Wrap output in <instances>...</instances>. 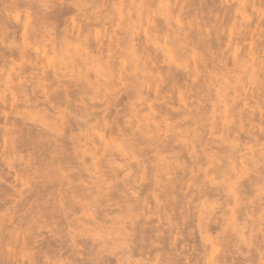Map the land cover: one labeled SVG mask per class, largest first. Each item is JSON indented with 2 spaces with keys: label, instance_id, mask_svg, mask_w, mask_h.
Here are the masks:
<instances>
[{
  "label": "rangeland",
  "instance_id": "rangeland-1",
  "mask_svg": "<svg viewBox=\"0 0 264 264\" xmlns=\"http://www.w3.org/2000/svg\"><path fill=\"white\" fill-rule=\"evenodd\" d=\"M149 1H150V5H149L150 9H147L149 11L143 10L144 13L141 16V15H139L140 12H142V11H139V9L143 8V6L141 5V3H142L141 0H0V91H1L0 94L2 93V91L5 92L6 87H9V86H11L12 90H13L12 91L13 94L10 92L9 93L6 92V95L7 94L9 95V96L7 95L9 97V99L7 98V102L10 101V99H11V102H9V103L5 102V104H4V102H0V115L3 117L5 116V118L6 117L9 118V122H8L9 124H8L7 122H4L7 119L3 118L4 120H2V118L0 116V118H1L0 119V129L3 128V129H1L2 131L6 130L4 128L6 126V128L15 131L14 135L16 138L14 137V139L15 140L17 139L19 142V144H18V148H19L18 150L19 151L17 152V154L10 156L9 159L6 160V158L3 157V154L6 152L5 148H4V143H3V134H2L3 132L0 131V137H1L0 138V144H1L0 145V188H1V190L4 191L5 188H8L6 190H10L13 188L15 189L17 186L15 192H17V190L20 188L22 190L24 188L23 191H27L26 188L29 190H32V188L36 189V188H38V186L40 187V188H38L39 191H42V189H43V192H44V190L46 192L48 189L49 190L51 189V187L47 189L45 186L46 183H48V182H46L48 177L46 180H45V178L43 179L40 176L36 177V175H38L36 173V171H32V173L35 172L33 174L30 173L32 179L30 177H27V179L31 180L30 182L33 183L32 186L29 185V187H32L31 189L28 186H26V188H25V186L22 187V185H21L22 184L21 180H23L22 178H24V180H27L24 177L26 174L25 172H27V170L30 171V170H34L35 168H38V165H36L37 160H35V158L38 159V162H39L40 158H41L40 155H42V153H39L38 150H36V154L38 156L36 154L32 155L33 154L32 152L35 149H33L34 148L33 145L28 146V144H30L31 136L35 135L34 134L35 131L32 134L30 133L31 136H30V134L28 135V131L31 130L30 132H32L33 129L37 128L40 131L39 130L37 131V129H36V132H43V129H48V126L46 124H47L48 120H50V119L46 118L47 117L46 114L49 113L51 116H53V114H51L49 112V107L51 105L49 106V104H47V103H49V101L48 102L46 101V99L42 93V90L40 89V88H42L41 85L52 86L53 91L51 90V93L49 95L50 97L52 96V98H56V96L59 98V95H61L60 93H63V92H64L63 95L64 94L68 95L69 92L72 94L73 91L75 92V90H76L75 89L76 86L74 87L73 84H75L77 82V80H79L78 74H79V72L82 71V74H86V73L89 74V77H90V80L92 81V83H98L101 86V85L105 84V81H104V79H98L96 77V69L100 66V64H102L103 66H106L107 68H109L108 72L113 75L112 80H113L115 90L112 92L111 95H107V96H105V95L100 96L99 95V97H95L94 99H91L92 95L85 96L86 100H84V103H81L79 97L75 98V97H73L74 93L72 94V96L69 93V95H70V96L68 95L69 97L66 96L67 98L66 97L64 98L62 95L63 99H61L62 97L60 96L61 98L57 99L58 100L57 102H62L60 105L62 107L64 106L63 107L64 112L68 108L69 109L67 111H69V110L72 111V112L69 111V113H68V115L71 114V116L69 115L70 118H72V119L69 118L70 119L69 121L71 123L73 121H75V123H79V122L82 123L83 122L82 120L77 122L75 117L79 118V116H81V115L90 114L91 115V117H90L91 122L89 123V125L93 128L100 126L99 129H101V132L104 134L106 141L121 140L120 142L124 143L126 140L127 143H124V144H127V146H129V145L132 146L134 151L135 152L137 151V158L135 157L134 159L129 160V157H126L127 155L121 154V152H122L121 147H119V146L117 148L113 147V151L109 150L108 153H105V155L106 154L108 155V156H105V157H107L106 159L108 160V162H106V159L104 157H101L99 155V160L105 161L102 163V165H103L102 171H104L106 173L109 172V171H107V169H109L110 166L107 168V166L105 167V164L107 165V163H109L111 161L113 163L116 162V164H114L113 166L118 168V169H116L117 171L115 169H112V171L114 170L113 171L114 175L116 172H117V174L124 173L121 175L122 177L118 175L117 179L120 180L119 181L120 184L122 182L121 180L123 179V183H122L123 186H121V187L125 186L124 188H126L125 190H127V194L129 195V197L133 196L134 197L133 199L139 198L140 201H146V203L149 201L146 204V206L144 207L145 209L142 210L143 212L140 211L141 214L145 215V216L141 217L142 220L140 219L141 220V222H140L141 228L149 229V228L156 226V225H157L156 227H158V226L160 227L161 225L158 222H159V220H161V217L163 216L162 215L163 212L161 213V211H162V209L160 207L161 204L157 208H154L155 207L154 205L156 203L155 200L159 199L158 197H160V200L164 197V188L162 187L164 185V183H162V186H160V185L155 186L154 185L155 181H156V180H154L155 178L151 179L154 177L153 174H156L155 173L156 171H154L155 170L154 168L156 167L155 161L157 160L156 159L157 155L155 153L156 147L150 146L148 148V145L146 146L145 144L141 143L139 138L136 136V134H138L137 125L142 126L143 121H145V118H148L149 116L150 117H156L157 120L162 123L163 130L167 129L165 131L166 133H164V131L161 132V135H162L161 141L158 144V146L160 148L166 149V146L168 147L169 143H171L170 140L173 139V136H174L173 134L185 132L187 129L190 128V126H192L190 124V120L183 119L184 120L183 121L181 118L174 117V115L177 116L179 114L178 112H175L176 110L179 111V109H180L181 111H179V112H183V110H185L183 104L181 105L180 101H179V90L182 89L183 92H185V93L187 92L186 94H188L189 92L192 91L191 93H189L187 95V96H189L188 97L189 105L194 103L193 108L195 111V109H196L195 105H197L198 103H202L203 107H204V108L202 107L204 110V111L202 110V112H203V114L207 113V115L204 114L205 118H207V119H205L203 116V118H204L203 121L198 122L199 124H195V125H197V129H198L197 130L198 137L193 138V140L194 139L197 140L196 141V143H197L196 146H197V150H198L197 159L194 157L192 158V155L190 153H188V151H186L187 152L186 153L185 150L183 152V149L182 150L178 149L179 148L178 144L175 145V148L172 149L170 147L169 150L167 149L166 152L165 151L162 152V157L166 158L167 162L169 164H170V162L172 164L174 162L175 165H177L176 161L180 160L179 165H181L182 167L187 166V169L185 172L186 174L185 173L183 174L184 171L179 169L180 173L177 170V174L171 173L166 178L162 174L160 175V176H162V178H160V184H161V179L162 180L165 179V181L167 180V182H169V181H172L171 178H174V180L172 181V182H174L175 178H181L182 177L181 178V180H182V179H184V176H185V179H184L185 181L183 182L184 189H183L182 193L178 192V195H177V192H176V194H173V200H175L174 202H178V207L181 205L180 206L181 208L177 207L178 211L176 210V211L171 212V215L176 217L175 220L177 221V223H179L178 224L179 225V231L181 229L182 232L184 233V235L182 236L183 238L180 237V238H182V241L180 242L179 246L174 248V246L171 245L170 250L172 251V249H173V252H175L174 250L176 249L175 256L177 257L178 254L182 255L184 253V250L188 249V251L185 250V253L182 256V258L185 257V255L187 257L189 256L191 258L193 256V260L190 262V264H196L197 263L195 258H197V259H200L201 257L204 258L203 255L200 256V251H198V249L201 245L200 244L201 243L200 242L201 241L200 240V230L202 231V227H201V225L199 227V223H200V221H199L200 217L199 216H200V214L197 211L200 209L198 207V203H199V205L202 204V206H203L204 203H207L206 201L208 200V203H207L208 206L204 210L205 215H203L201 218H206L208 213L213 212L211 214L210 218H216L217 219V215H218V219L215 222L213 221L211 223L212 228L216 229V232L211 231L210 236L212 235L211 236L213 238L212 240H214V239L215 240L212 241V243H207V245L208 244L212 245L214 242V244H213L214 246L213 245L211 246L212 249H210L209 245H208L209 248L207 246V249L212 251L213 247H214V250H213V252L210 251L208 253L207 258L209 259L210 256L212 258H213V256L214 257H216V256L221 257L222 255L224 257H226V255H227L229 257V260H227L229 262V264H232V262H233V264H235V262H237V261L238 262L236 264H240L241 262H242V264H252V263H246V259H245V262L242 261V258H244V256L241 257V253H240V251H238L237 247L234 246L233 247L234 249L232 247H228V248H230V249H228V251H230V253H229L228 251H226V249H227L226 245L224 246V245H222V243L220 244L221 240L218 237H222V236L224 237L225 236L224 233H222V231L220 230L221 226H222V222L225 218H228L227 216L223 217L220 214L221 210L224 209V206H223L224 198H222V196H225V198H227L229 193L227 191H223V193L221 194V193L216 191L217 190V186H216L217 184L211 181L216 176L215 172L213 171L214 166L212 165L211 161H208L207 156L219 157V158L223 159L227 156V153H228L227 147L229 146V143L228 142H227L228 144L223 143V140H225V138L227 137V133L225 132V128H223V126L221 124V120H222L221 116L223 115V106H222V104H219L220 99H219V96L217 93L218 86L219 87L220 86L225 87L226 82H227V85L230 88L228 90L230 93V96H229L230 106H232L234 109L237 110L240 108L243 109L244 104L248 103V106L243 109L244 110L243 116L248 117L249 115L245 116V113L247 112V114H248V112L251 111L252 114L255 115L254 119L256 121L254 120L255 121L254 126L259 127L261 125V123L264 124V116L262 117L260 115V113H262L264 115V97H263L264 96V85H263V88H261V91L259 90V92H258L260 94V96L259 97L257 96L256 98H251L250 96H251V92L253 90V85H252L253 79L251 77V73L247 69V67L254 68L256 71V77L258 78V82L260 84L261 83L264 84V0H149ZM168 7L170 8L171 12H173L174 17H176L174 20H172V22H170L171 27H167V25H166L167 16L169 13V12H167ZM120 9H123V11L124 10L125 11L122 12ZM177 17H179V19L184 23L183 28H179V26L176 24ZM74 23L77 26L76 28L74 27ZM198 24H200L201 26L203 25L202 35L200 34V32L197 28ZM153 25L159 27L158 31H156L155 33H154L155 30L152 29ZM3 28H7V29L5 30ZM151 29L153 32L150 31ZM3 30H5V31H3ZM147 32H148L149 36L151 37V40L153 42H155V45L149 39L150 37L146 36ZM175 32L177 35H175ZM96 37H99L100 39H102V41L105 43V46L109 45L110 43L111 44L113 43L112 45L114 46L115 52L109 53L107 51L106 47H104L102 49V52H100L99 51L100 45H97V43H95ZM147 37H149L148 41L150 43L148 41H147L148 43H146ZM203 39H205L206 42L211 41L210 46L212 45L214 47L212 50L213 52H215L214 56H212L210 54L209 48H208L209 46L207 47V46H204L202 44ZM218 39H219V42H221V43L217 42ZM215 42H217V44H220V45L218 46L216 44V46H215V44H213ZM207 44L209 45V43H207ZM9 47H11L15 50L14 56H2L3 54H5L6 50H9ZM148 48L152 50V51L150 50L151 51L150 56H148L145 52ZM252 52L255 56L254 59H252V57H251ZM65 56H69V57H67L65 59ZM70 56H71V58H70ZM74 56L75 57L79 56L80 57L79 59H83V61L78 59L80 61V62L78 61L79 67L78 66L75 67L76 65L73 66V64H77L76 63L77 58L75 59ZM130 56H136L135 59L138 61L136 65L135 64L134 65L129 64ZM53 57H56L57 61H59V62L61 61L62 63L66 64V65L63 64L64 67L60 65V70L58 71V73H60L62 78H63V80H61V82L56 81L57 78L54 76V72L56 71V69L54 68L53 64L50 65V62L48 60V59L53 58ZM63 57L65 60L62 59ZM87 57H89V60L87 59ZM68 58H70V60H72V58H74V60H76V61H74L75 63L72 61L71 64L69 65L68 63L70 62V60ZM81 62H82V64L79 65V63H81ZM237 62H241L240 65H237ZM57 64H58V62H57ZM70 66H72V68H70ZM73 67H75V68H73ZM79 68H81V69H79ZM76 69L79 71H77ZM44 72L46 74H44ZM189 72H190V74H189ZM58 73H57V75H59ZM185 73H187L186 74L187 78L185 77ZM46 75H48V77ZM135 75L145 76L146 82L148 83V85H144V91H143L142 97H139V96L136 97V95H134V87L136 85H135V80L133 77ZM180 75H182V76H180ZM45 76L47 77V80L45 79L46 78ZM223 76L224 77L226 76L225 80H222ZM19 77H21V79H19ZM120 78H124L125 83L119 81ZM185 78H186V80H185ZM212 79H213V81H214L213 83L215 85L212 83ZM189 80H190V82H189ZM260 80L262 82H260ZM174 81H176V82H174ZM197 82H199V83H197ZM40 83H42V84L39 85ZM194 83H195V85H193ZM237 83H239V85H237ZM157 85L161 86L160 89L165 87V88H163V91L165 89V92H167V90H169L171 88L169 90V94L171 95L173 92V94L175 95V97H173V98H176L174 101L175 104L174 103L171 104L170 102L168 103V106H170L171 109H170V107L169 108L164 107V110H162L163 105H164L163 102L166 101L165 99H163V93H162L163 91L162 90H161L162 91L161 92L162 97H160V96L158 97L156 95V97H158V99L160 101L159 100L156 101V97H155L154 92H152V93L149 92L148 87H156ZM65 86H72L71 88L69 87L72 92L71 91L68 92V90L66 92L64 90ZM178 86H179V90H178ZM180 86H182V87L185 86V87L181 88ZM187 86L188 87L190 86L189 89ZM166 87H167V89H166ZM236 87L239 88L238 93L234 92ZM101 89H103V86H101ZM78 90H79V88H78ZM173 90L174 91L178 90V91H176L174 93ZM170 91H172V92L170 93ZM15 93L17 95L13 99L12 96ZM10 94H11V97H10ZM53 94H55V95L57 94V95L55 97H53ZM167 94L168 93H165V95H167ZM234 94H237L236 100L232 99ZM130 95H131V101H133V103H134V105H132V106H129L128 105L129 103H127V101L129 100L128 97ZM74 96H77V95H74ZM71 97H73L72 98L73 100H72V102L70 101L71 102L70 103L69 100H71ZM160 98H162V99H160ZM65 99L67 100V102ZM77 99L79 100V102ZM74 100H75V102H74ZM0 101H1V99H0ZM76 101L79 105L78 106L76 104L78 107L76 105H74L76 103ZM203 101H205V102L203 103ZM1 103H3V104L1 105ZM72 103H74V104H72ZM14 104H16V105H14ZM55 104H56V102L54 101V103H53V101H52V105H55ZM161 104H163V105H161ZM4 105H6V106L3 107ZM13 105H14V108H13ZM68 105L71 106V108ZM86 105L88 107H85ZM152 105L156 108L155 109L156 112H154L153 114L151 112ZM157 106H159V107L161 106L162 108H159ZM260 106H261V109H258ZM66 107H68V108H66ZM250 107H251V109H249ZM87 108H89L88 111H86ZM165 108H168V110L167 109L165 110ZM172 108H174L175 111H171ZM67 111L65 113H67ZM169 112L172 114H169ZM176 113H178V114H176ZM76 115H78V116H76ZM202 115H201V117H202ZM102 118L106 119V123L109 125H107ZM245 119H247V118H245ZM165 122H168V124L170 125L169 131H168V128L166 127ZM5 123H6V125H5ZM81 123H80V125L78 124V126H77V124H74V122H73L74 129L76 130L75 126H77V127L81 126V128L83 130L84 125ZM101 123H102V126H101ZM246 123H247V129L249 131L253 130L254 126L251 125L252 123H249L248 119H247ZM103 124H105L104 126L105 127L107 126V127L105 128L103 126ZM35 126H37V127L35 128ZM71 126L73 127V125H71ZM234 126L236 127V129H240V128H237L239 126L238 121L235 123ZM81 128L79 127V130ZM130 128L133 130L132 132L130 131L131 130ZM193 131H194V129L191 132H193ZM236 131L237 130L229 133V135H230L229 137H231L230 140L235 141L232 144L238 143L237 145L240 144V145H242L241 147L246 148V147H248V144H251L252 142L255 143L258 140L259 142H261V143H259V142L257 143V144H259L258 146H256V147L254 146V145H257L256 143L254 145L253 144L252 145L255 147L254 148L255 150H257V151L259 150L258 154L259 153L261 154V150H262V152H264V138H263V140L258 139V138H256V140H255V139H251L250 136H248V138H247L246 133H248V131L245 132L246 130L242 131V133H239V132H241V130L238 132H236ZM79 132L75 131L74 133L77 135ZM253 132H257L259 134V135L257 134L258 136H261V135L264 136L261 133V130H259V128L256 130H253ZM133 133H134V136H133ZM129 136H130V138H129ZM262 136L260 138H262ZM27 137H29V138H27ZM19 139H20V141H19ZM21 139H25V142L27 143L26 146H23L20 143V142H22ZM235 139H238V140H235ZM254 140H255V142H254ZM96 141H97L96 142L97 145H100V143L98 142L99 140L97 139ZM129 141L131 143H129ZM133 142L136 143L135 144L136 148L139 146L138 148L140 150L144 151V152H142L139 150L141 153H144V155L142 154V156H141V153H140V155H138L139 154V151L137 150L138 148L136 149L135 147H133L134 146V144H132ZM68 143H70V142H68ZM190 143L191 142L189 141V144ZM243 143L244 144L248 143V144L244 146ZM117 144H118V142H117ZM232 144H230V145H232ZM250 146L251 145H249V149L251 148ZM247 149H245V150H247ZM111 150H112V148H111ZM245 150H243L244 155H245V153L246 154L248 153L247 152L248 150L247 151H245ZM68 151L65 153L63 152L62 156L63 157L68 156L69 157L70 154L68 153ZM70 153H72V150L70 151ZM149 153H151V154L149 155ZM242 154L241 155L239 154V156H242ZM27 156H28V158H27ZM165 156H168V157H165ZM26 158H27V160L29 159L31 161L30 163L32 164V166L29 164V162H27ZM169 159H173V160H169ZM175 159H176V161H175ZM142 161L144 162L146 167H148L144 171H142L141 167H140L141 171H140V169H136V168H138L137 166ZM90 163L91 162L89 161L87 163V165H89ZM130 163L135 165L134 168ZM128 164L132 166V168H133L132 170H127L129 168ZM162 164H165V162H163ZM192 164L194 166H191ZM66 165H68V164H66ZM71 165L72 164L69 165L70 166L69 168L67 166L69 174L67 173V171H65V174H67V175L74 174L75 175L76 171H77L76 174L80 171L79 169H78L79 171L77 169L72 170ZM260 165L264 166V162H262ZM74 166H76V165L74 164L73 168H75ZM113 166L111 168H113ZM190 166L194 168L193 170H195V172L193 174H190L188 172L189 171L188 167L191 168ZM32 167H33V169H32ZM149 168L150 169L153 168V169H151V171H150V170H148ZM128 171L130 172V175L125 176L126 173L128 174ZM149 171H150V174H148ZM96 172H97V170H92L91 173H88V172L85 173L84 177H87L89 182L87 180V182H85L83 184L90 185V187H91V184H87V183H90V181L92 182V180H90L91 179L90 176L94 179H96V177L99 176V175H97V176L95 175ZM120 172H122V173H120ZM140 172H142V173H140ZM163 172H165V171H163ZM109 173H111V170ZM135 173H138V174H136L138 179L140 177V179L137 181V183H133L132 182L133 179L132 180L130 179L131 178L130 176H132V174L135 175ZM151 174L153 177H151ZM206 174H208V176H206ZM174 175H175V177H174ZM250 175H252V174L250 173ZM253 175H254V173H253ZM147 176L150 177L149 180H151V182L148 180ZM128 177H130L129 180L127 179ZM141 177H143V178L145 177V180H142ZM192 177L193 178L195 177V178L193 180L192 179L190 180V178H192ZM40 179H42V180L39 181ZM249 179H250V176L248 173H246L244 175V177L241 179V182L247 183V182H249ZM152 180H153V182H152ZM34 181H36V182H34ZM95 181H97V179ZM141 181H142L143 185L141 184ZM179 181H180V179H179ZM179 181H178V179H176V182H179ZM194 181H195V183H194ZM180 182H179V184H180ZM149 183H151V184H149ZM83 184H82V187H83ZM117 184H118V181L115 184V186ZM146 184L148 186H145ZM10 185H12L13 187ZM132 185H135L136 187H134ZM149 185H153V186H149ZM54 187H57V186H54ZM146 187H148V189ZM152 187H154V188H152ZM57 188H53L50 192L47 191L46 192V193H48L47 195H49L52 191L55 192L56 191L55 189H57ZM59 188L56 191L55 197L59 196L60 193H58V192H62V194H64L63 192H65L64 190L59 191ZM38 189L35 192L36 196L33 195L34 193L32 195H30L31 193L29 195L27 194L29 197L34 196V198L33 197L30 198L32 201V202L30 201V203L28 202L30 199L27 201V199L29 197H27V195L21 194L20 193L21 191L18 190V192H17L18 194L17 193L16 194L19 196H17L18 198L14 197L15 198L14 200H16V199L20 200L19 198H21V200H22L23 198L27 197V199L25 198L27 205L24 202L25 200L23 201L24 202L23 204H21L22 201H19V202H21L20 204H18L19 202L16 203L17 206L19 207V211H17L15 209L17 207L16 205H12V201L14 203V200L9 199L11 204H10L9 200H7L8 198L13 199V196L9 195V193L11 194V192H13L14 190H12L10 192L7 191L8 193L7 192L6 193L8 195L5 193L9 197H7L5 194H4L5 196L1 195L2 193H4L6 191L5 190L4 192L0 193V195H1L0 197H2L0 200V205H1L0 211L4 212L3 210L5 208H7V209H5L6 214H7V212H8V214L14 213L15 218L18 216L17 218L19 219V221L22 220V223L25 221V219H27L28 222L30 220H33L31 225L35 224L36 215L39 214L38 216H41L44 212L43 208L45 209L46 207L49 209V211L48 210L47 211L53 214V215L51 214V216H53V218H56L58 216L57 214H59L57 212H58V210H60V209H58L59 208L58 207L59 206V197L57 198L58 200L57 199L53 200L54 202L52 200L50 202L49 199L48 200L45 199L47 197H49V198L51 197V196H47V195L44 199H42V198L40 199L39 196L42 195V197H43L45 192H44V194H41L42 192H37ZM133 191L135 193V196L130 195L133 193ZM158 191H160V192H158ZM15 192H13L12 194H14ZM200 192L203 194V199H201L202 194ZM37 193H39V194H37ZM161 193L163 196L159 195ZM206 193H207V195H206ZM20 194L22 195V197ZM256 194L258 196L262 195V197H264V195H263L264 194V188L262 191H260ZM23 195H24V197H23ZM51 195L54 196V193ZM121 195L124 196L125 194H121ZM68 196H69V194H68ZM115 196H118V195L116 194ZM161 196H162V198H161ZM205 196H206V198H204ZM243 196H245V195H243ZM66 197H67V195H66ZM140 197L143 199H141ZM181 197H182V199H180ZM5 198H7V199H5ZM51 198L54 199V197H51ZM118 198L115 197L114 198L115 200H112V202H110L109 205L115 204L116 201L118 200ZM130 198H132V197H130ZM183 199H184V201H183ZM40 200H46L47 202L49 201L50 204L54 203L55 204V205L53 204L54 206H56V204H57L58 205L57 210H53V209H55V207H53V209L49 208V206H47L49 203L43 204L44 202L40 201ZM162 200H164V199H162ZM173 200H171L172 203H173ZM152 201H154V202H152ZM1 202H5V203L7 202V203L5 204V203H1ZM33 202H34V204L37 203L36 205L38 207H39L38 204H40V205L43 204L42 206H46V207L40 206L39 208H42L40 210H37L38 208L32 209V207H30V206H32ZM40 202H43V203L41 204ZM8 203H9V205H8ZM161 203H162V206L165 205V204H163V201H161ZM52 204H51V206H53ZM23 205H24V207H23ZM28 205L31 209L26 208V207H28ZM20 206H21V208H20ZM202 206H200V207H202ZM12 207L13 208L15 207L14 208L15 211H14V209L12 210ZM196 207L199 209L197 210ZM22 208H24V209L22 210ZM103 208H104V206L102 207V209ZM105 208H107V209H105ZM105 208H104L105 210L103 209L104 211L109 209L108 207H105ZM114 208L115 207H112V208H110V210H112V209L114 210ZM151 208L155 209V210H153L154 212L153 211L150 212ZM100 209H99V211H100ZM102 209H101V212H99L95 209L94 210H89V209L86 210L85 209L84 211H79L76 215H74L73 213H72V215L69 214L72 212L69 209H68L69 211L66 210V212H62L60 210L62 212V215H63V217L61 215V218H63V219L56 218L53 220H52V217L47 216L50 213H47V211L45 209L47 215H45L46 217L44 216L42 219L46 218L47 221L50 223L49 224L50 227H48V228L42 227V230L36 228V229H34V230H37L36 234H34L35 231L32 232L33 247H31L32 245H30V250H31V254L33 253L32 255L34 256V259H36L35 260L36 262L34 261L33 264H41V262H43V264H45L44 262H47L46 264H50V262H52V260H53V262L58 261L57 259H59V257L61 260L63 259L62 264H67L69 257H71V255L73 256L72 251H74V253H75L77 250H79V248L73 249L74 247L71 248L72 246H70L68 248V245H71V242H70V240H68L69 238L67 237V234L70 231H72L71 230L72 228L71 227L63 228L62 225H64V223H67L64 226H68V224L70 225V223L75 224L74 222H78V223L75 225H72V226H74L78 230L80 229V230L90 231L91 232L90 236L97 234V233H99V235H100V233H101L102 237L100 238V236H99L100 239L98 241H97L98 237H96V241L95 242L92 241V245L88 246L91 248V250L94 254H99V253L104 252L105 255L108 254L114 260L122 259V261H123L124 260L123 259L124 258L123 252L125 250V247H124L125 244L123 242L124 240H122L123 238H120L121 236H119L117 234L112 235V236L111 235L108 236L106 234V231L108 232L109 230L105 231L102 228H97V224L93 223L94 222L93 219H95L98 223H100L98 225L102 224V226H104V224H105V226H107V227H108V225H109V227L111 226L110 221H111L112 217L110 215H109L110 217L109 216L105 217V214L107 211L104 213V211ZM185 209H188V210H185ZM210 209H212V210H210ZM30 210H33V211H30ZM22 211H24L25 214H26V212L28 213V211H30L31 216L29 217V215H24V216H26L25 218H23V216H19V213H22V215L24 214V212H22ZM39 211H41V212H39ZM95 211H97V213ZM155 211H156V213H155ZM15 212L16 213L18 212L17 213L18 215ZM61 212H60V214H61ZM102 212L104 214H102ZM175 212H176V214H175ZM215 212H216L215 217H212V216H214ZM4 213H1L2 214L1 216H5V218H6L7 215H4ZM32 213H33V215H32ZM66 213H68V215H69L68 221L66 220V217H67ZM197 214H199V215H197ZM94 215H96L97 219L95 218ZM237 216H238V214H237ZM27 217H29V218H27ZM33 217H35V218L33 219ZM92 217H94V218H92ZM48 218H50V219H48ZM78 218H79V220H78ZM105 218H109V220H107ZM42 219L40 220L41 226L44 225L43 223L46 222V221L43 222ZM247 219H248V221H247L248 223H245L246 221H244L242 218H241V220L239 219V221H238L239 223L237 222V225H236V223L233 224V227L232 226L227 227L226 232H228V233L233 232V235H237L234 237V239L238 236L241 239L243 238V236L248 237L250 234L248 231V227L250 226L251 220L252 219L256 220V218H252V219L247 218ZM72 220L74 222H72ZM146 220L148 222H144ZM155 220L157 222H154ZM175 220H174V223H176ZM189 220H190V223H189ZM19 221H18V223H17V221L16 222L14 221V224L12 222L11 225L13 224V226H14V225H16L15 223H17V224H21L20 226H22V225L25 226V224L27 223V222H24L22 224ZM103 221L105 223H103ZM0 222L2 225H4L3 223L5 221H3V223H2V219L0 218ZM56 222L60 223V224H57ZM149 222L153 226L149 225ZM145 223H148V224H145ZM6 224L8 225V223L5 222L4 226L7 227ZM106 224H108V225H106ZM9 225H8V227L11 226V225L10 226ZM59 225H61V227ZM146 225H148V226H146ZM13 226L8 228L7 231H9V230L12 231V229H13V231H12L13 233H15L19 230L22 233V231L25 230V227H26L25 226L24 229L22 228L23 230L20 228L17 230L16 227L18 225L14 226L15 228ZM38 226H39L38 224H35L34 228L38 227ZM61 228L64 231H61ZM65 229H68L70 231L65 232ZM237 230H239V231H237ZM20 231L18 232V234H21ZM51 231H53V232L50 233ZM54 232L56 233V235L58 237L53 238ZM64 232L66 233L65 236H63L65 234ZM168 232L170 233L171 231H168ZM7 233H9V232H6V234ZM169 233H167V235ZM171 233H173V234H171ZM171 233H170V235H172V236L168 235V237L170 236L172 240L170 238L169 239L167 238L166 240H171V242L173 243L174 237L176 236V234H175L176 229H175V232L172 231ZM236 233H239V235ZM241 233L243 234V236L240 235ZM103 235H105V236H103ZM37 236H38V238L40 237L42 240L43 239L46 240V238H47L48 241L49 240L51 241V239H53L52 244H54V243H58V244L51 245L50 242H47V245L50 247H46L45 246L46 241L43 240L44 243H42V245L45 244V245H43L45 247H42L41 242L40 241L37 242L38 240H36ZM50 236H51V238H50ZM59 236L61 237V239L63 238V239H66L67 241L63 240L62 242H64V243L62 244V242H60L61 240H60ZM56 238H59L58 242L54 240ZM85 238H88V236ZM112 238L121 239L123 244L120 243L121 241L114 240ZM240 238H238V239L241 240ZM0 240H2V239H0ZM85 240H86L85 243H88V244L91 243L90 239H85ZM2 241H0V244H1L0 245L1 246L0 247V259L4 260L5 256H7L8 252L12 251V249L17 250V252L15 251L16 253H13V254H16V256L18 257V255H19L18 252H21L20 249L22 248L20 242L17 243L15 241H13L16 243V246H17V248H16L15 243L13 246L12 243L9 242L8 244H11V246L10 245L7 246L6 245L7 243L4 241L2 242ZM216 241H217V243L218 242L219 243L215 245ZM182 242H183V244H182ZM3 244H5L6 247ZM38 244H39V246L40 245L41 246L39 247ZM66 244H67V246L64 247L65 248L64 249L63 245L65 246ZM76 244L79 245L78 243H76ZM2 245H3V247H2ZM56 245H58V247ZM59 245H61V246H59ZM233 245H235V244H233ZM259 245H261V244H259ZM34 246L36 248H34ZM51 247H52V249H51ZM61 247H62V249H61ZM33 248L35 249V251ZM47 248H49L48 249L49 252H50V250H52L50 252V254L46 250ZM178 248H180V249L178 250ZM66 249L68 250V251H66L67 254L65 253ZM233 250H235L237 252V255L235 254V251H233ZM43 251L47 252L46 256H45V252H43ZM42 252L44 253V256L46 258L45 257L41 258V255L43 256ZM53 252L54 253L58 252L61 256H59V254H58L59 257H56L54 254L51 255ZM188 252H189V254H188ZM207 252H208V250H207ZM239 253H240L241 260L239 259V255H238ZM198 254H199V256H198ZM37 255H40V257ZM63 255H65L66 257ZM51 256L53 258L56 257L57 259H53ZM67 256H69V257H67ZM49 257H51V258H49ZM234 257H236V258L234 259ZM44 258L46 260H44ZM179 258L181 259V257H179ZM212 258H211V260H212ZM216 258H218V257H216ZM47 259H49V261ZM140 259H143V257L141 258V256L137 255L135 258H132L131 260L132 261H134V260L140 261ZM176 259L178 260V262L176 260L177 264H181V263L183 264L184 258L181 259V261H183V262L179 261L178 257ZM232 259H234V260H232ZM131 260L129 259V261H131ZM15 261H16L15 264H19V263L20 264H25V263L31 264L28 262H23L22 260L19 259V257ZM174 261L175 260L173 259L172 263L176 264ZM224 261H226V260L224 259ZM155 262H158V260H156ZM114 264H120V263L114 261ZM223 264H228V263L224 262Z\"/></svg>",
  "mask_w": 264,
  "mask_h": 264
},
{
  "label": "bare ground",
  "instance_id": "bare-ground-1",
  "mask_svg": "<svg viewBox=\"0 0 264 264\" xmlns=\"http://www.w3.org/2000/svg\"><path fill=\"white\" fill-rule=\"evenodd\" d=\"M142 1V3H141V5L143 6V8H141V9H139V11H142V12H140V14L139 15H141L142 16V14L144 13L143 12V10H147V9H150L149 8V5H150V1L149 0H141ZM122 12H124L123 11V9H120ZM147 11H149V10H147ZM167 12H169L168 13V16H167V21H166V25H167V27H171L170 25H171V23L170 22H172V20H174L176 17H174V15H173V12H171V10H170V8L168 7L167 8ZM121 13V12H120ZM176 24L179 26V28H183L184 27V23L179 19V17H177V19H176ZM74 27L76 28L77 26H76V24L74 23ZM149 27V26H148ZM152 27V26H151ZM150 28V27H149ZM178 28V29H179ZM198 30H199V32H200V34L202 35V33H203V25L201 26L200 24H198ZM205 28V27H204ZM3 29H7V28H3ZM152 29H154L155 31H154V33L156 32V31H158V29H159V27L158 26H155V25H153V28ZM152 29L150 30V31H152ZM5 30H3V31H5ZM180 30V29H179ZM153 32V31H152ZM175 35H177L176 34V32H175ZM146 36H149V34H148V32H147V35ZM153 36V35H152ZM150 37V36H149ZM149 37H147L146 38V43H148L149 41V39L151 40V37L149 38ZM149 38V39H148ZM95 43H97V45H100V47H99V51L100 52H102V49L104 48V47H106V49H107V51L109 52V53H112V52H115L114 51V46L110 43L109 45H106L105 46V43L102 41V39H100L99 37H96V39H95ZM148 41V42H147ZM151 42H153L152 40H151ZM217 42H219V39L217 40ZM217 42H215V43H213V44H215V46H216V44H217ZM150 43V42H149ZM154 43V45H155V42H153ZM207 43H209V45L207 44ZM210 43H211V41L210 42H206V40L205 39H203V41H202V44L204 45V46H209L208 48H209V52H210V54L212 55V56H214L215 55V52H213L212 50H213V46L211 45L210 46ZM219 43H221V42H219ZM218 46L220 45V44H217ZM150 47V46H149ZM146 48V47H145ZM149 49V48H148ZM146 50L145 52H146V54L148 55V56H150L151 55V49H149V50ZM151 50V51H150ZM254 52V51H253ZM253 52H252V59H254L255 58V56H254V54H253ZM14 54H15V50L13 49V48H11V47H9V50H6V52H5V54H3L2 56H14ZM22 54V53H21ZM67 57H69V56H65V59L67 58ZM73 57V56H72ZM75 57V56H74ZM82 57V56H81ZM135 57L136 56H130V60H129V64L130 65H136L137 64V60L135 59ZM70 58H71V56H70ZM70 58H68L69 60H70ZM77 58V64H73V66L74 65H76L75 67H77L78 66V61L79 60H81V61H83V59H79L80 57L79 56H77V57H75V59ZM62 59H64V57L62 58ZM64 59V60H65ZM79 59V60H78ZM87 59L89 60V57H87ZM49 60V62H50V65L51 64H53L54 65V68L56 69V71L54 72V76L57 78L56 79V81H59V82H61V80H63V78H62V76H61V74L60 73H58V71L60 70V65L61 66H63V64H65V63H62L61 61L59 62V61H57V58L56 57H53V58H50V59H48ZM61 60V59H60ZM87 60V61H88ZM74 62V61H76V60H74V58H72V60H70V62L68 63L69 65L71 64V62ZM57 62H58V64H57ZM80 62V61H79ZM75 63V62H74ZM88 63V62H87ZM240 63L241 62H237V65H240ZM80 64H82V62L81 63H79V65ZM57 65V66H56ZM66 65V64H65ZM64 67V66H63ZM75 67H73V68H75ZM79 67V66H78ZM81 67V66H80ZM241 67V66H240ZM62 68V67H61ZM70 68H72V66H70ZM198 68V67H197ZM79 69H81V68H79ZM108 69L109 68H107L106 66H103L102 64H100V66L96 69V77L98 78V79H104V81H105V84H103V85H101V86H103V89H101V86L98 84V83H92V81L90 80V77H89V74H82V71L81 72H79V74H78V79L79 80H77V82L75 83V84H73L74 85V87H75V92L73 91V93H74V95H77V96H74L73 95V97H79L80 98V101H81V103H84V100H86L85 99V96H90V95H92V97H91V99H94L95 97H99V95L100 96H102V95H105V96H107V95H111L112 94V92L115 90V87H114V84H113V75L111 74V73H109L108 72ZM247 69L249 70V72L251 73V77H252V79H253V81H252V85H253V90H252V92H251V98H256L257 96L259 97L260 96V94L258 93L259 92V90L261 91V88H263V85L264 84H260L259 82H258V78L256 77V71H255V69L254 68H249V67H247ZM73 70V69H72ZM77 70V69H76ZM77 71H79V70H77ZM57 73L59 74V75H57ZM44 74H46L45 72H44ZM186 74L187 73H185V77L187 78V76H186ZM189 74H190V72H189ZM188 74V75H189ZM195 74V73H194ZM47 77H48V75H46ZM45 76V77H46ZM53 76V75H52ZM180 76H182V75H180ZM47 77L45 78L46 80H47ZM62 78V79H61ZM134 80H135V87H134V95H136V97H142L143 96V91H144V85H148V83L146 82V78H145V76H138V75H135L134 77ZM186 78H185V80H186ZM19 79H21V77H19ZM183 79V78H182ZM226 79V76L224 77L223 76V78H222V80H225ZM49 80V79H48ZM216 80V79H215ZM20 81V80H19ZM119 81H121V82H123V83H125V79L124 78H120L119 79ZM177 81V80H176ZM176 81H174V82H176ZM198 81V80H197ZM109 82V83H108ZM189 82H190V80H189ZM205 82V81H204ZM214 81H213V79H212V83H213ZM226 82V81H225ZM260 82H262L261 80H260ZM197 83H199V82H197ZM42 83H40L39 85H41ZM175 84V83H174ZM189 84V83H188ZM206 84V83H205ZM214 84V83H213ZM193 85H195V83L193 84ZM215 85V84H214ZM237 85H239V83H237ZM42 86V88H40L41 90H42V93H43V95H44V97H45V99H46V101L48 102L49 101V103H47V104H49V112L51 113V114H53V116H51L49 113H47L46 115H47V119H50V120H48V122H47V126H48V129H43V132H36V127L37 126H35V128L36 129H33V131L32 132H30V131H28V135L31 133H33L34 131L36 132H34V136H31V134H30V136H31V141H30V144H28V146H32L33 145V149H35V150H33V154L32 155H34V154H36V150H38L39 151V153H42V155H40V161L38 162V159H36L35 157V160H37V162H36V165H38V168H35L34 170H30V171H28L27 170V172H25L26 174H25V178L27 179V177H30L31 179H32V177H31V174L30 173H32V171H36V173L38 174V175H36V177H38V176H40V177H42L43 179L45 178V180L47 179V177H48V181L46 180V182H48V183H46V188L48 189V188H50L51 187V189L49 190H47V191H51L53 188H59V191H65V192H63L64 194H62V192H58V193H60L59 194V196H57V197H55V195H56V191H57V189H55L54 191L55 192H53L54 193V196H52L51 194H53L52 192L49 194V195H47L48 193H46L45 192V190H44V192H45V194H44V192H43V189H42V191H39V189L38 188H40L39 186H38V188H36V189H34V188H32V187H29V185H31L32 186V184L33 183H31L30 181L31 180H24V178H22L23 180H21V182H22V187H24L25 186V188H26V186H28L30 189L32 188V190H29V189H27L26 188V190L27 191H23L24 190V188H23V190L21 189H18V190H20L19 192L21 193V194H24V195H29L30 193V195H32L33 193V195L34 196H36V190L38 189V191L37 192H42L41 194H44V196L42 197V195L41 196H39V198L41 199H44L45 197H46V195L47 196H51V197H54V199L53 198H49V197H47V198H45V199H49V201L51 202V200L53 201V200H55V199H57L58 197H59V206L56 204V206H54L52 203V205L53 206H51V204H50V202L48 201H46V200H40V201H43V202H40L41 204L43 203V204H48L47 206H49V208H51V209H53V207H55V209H53V210H57V206L59 207L58 209H60L62 212H66V210H71L70 212L71 213H69V214H71L72 215V213L74 214V215H76L79 211H84L85 209L87 210V209H89V210H97V211H99V209L101 208L102 209V207L104 206V208L105 207H108L109 209L108 210H106V211H104L105 209H107V208H103L102 210L104 211V213L106 212V214H105V217H107V216H111L112 218H111V221H110V223H111V228L109 227V223L108 224H106V225H108V227L107 226H105V224H104V226H102V224L101 225H98V224H100V223H98L95 219H93L94 220V222L93 223H95V224H97V228H102V229H104L105 231L106 230H109L108 232L106 231V234L108 235V236H112V235H115V234H117V235H119V236H121L120 238H123L122 240H124L123 242H124V247H125V250H124V254H123V256H124V260L122 261V259H117V260H114L112 257H110L107 253V255H105V253L104 252H102V253H99V254H94L93 252H92V250H91V248L90 247H88L89 245H92V241L93 242H95L96 241V237H98V239H97V241L102 237V235H101V233H100V235H99V233H97V234H94V235H92V236H90V231H88V230H78V229H76L74 226H72V225H75V224H77L78 222H74L73 220H72V222H74L75 224H72V223H70V225L68 224V226H64L65 224H67V223H64V225H62L63 226V228H69V227H71L72 229V231H70V230H68V229H65V232L66 231H70L68 234H67V237L69 238L68 240H70V242H71V245H68V248L70 247V246H72L71 248H73V249H76V248H79V250H77L75 253H74V251H72L73 252V256L71 255V257H69V256H67V257H69V260L67 261V264H114V261H116V262H118V263H120V264H174V263H172V260L174 259L175 261V263H176V258L178 257V259H179V261H181V259H183L184 260V262L183 261H181V262H183V264H190V262L193 260V256H192V258L191 257H187L186 255H185V257H183L182 258V256L184 255V253H185V250H187L188 251V249H185L184 250V253L182 254V255H180V254H178L177 255V257L175 256V252H176V249L174 250L175 252H173V249H172V251L170 250V247H171V245L172 246H174V248H176L177 246H179V244H180V242L182 241V236L184 235V233L182 232V230L180 229V231H179V223H177V221L175 220V218L176 217H174L173 215H171V212L172 211H176L179 207H178V202H174L175 200H173V194H176V192H177V195H178V192L179 193H182V191H183V189H184V184H183V182L185 181L184 179H185V176H184V179H182L181 180V178H175V181L174 182H172L173 180H174V178H171L172 179V181H169V182H167V180L165 181V179L164 180H162L161 179V184H160V178H162V176H160L161 174L166 178L167 176H169L171 173L173 174V173H175V174H177V170L179 171V169L180 170H182V171H184L183 172V174L186 172V169H187V166H181V165H179V161L177 162L176 161V159H175V161H176V164L177 165H175V163L173 162V164L170 162V164L167 162V159L166 158H164V157H162V152H166L167 151V149L169 150V148L171 147L172 149L173 148H175V145L176 144H178L179 146V148L178 149H180V150H182L183 149V152H184V150H185V152L186 151H188V153H190L191 155H192V158L194 157V158H196L197 159V156H198V150H197V146H196V139H194L193 140V138H197L198 137V135H197V125H195V124H199L198 122H202L203 121V119L205 118V115H207V113L204 115L203 114V112H202V110H203V104L202 103H198L197 105H195L196 106V109H195V111H194V108H193V104H190L189 105V102H188V97L189 96H187L189 93H191V92H189L188 94H186L185 92H183L182 91V89L181 90H179V86H178V90H179V101H180V104L182 105L183 104V106H184V108H185V110H183V112H179V111H181L180 109H179V111H175L174 110V108H172V110L171 111H175V112H178V113H176V114H178L177 116H175L174 115V117H178V118H181L182 120L183 119H185V120H190V124L192 125V126H190V128L189 129H187L185 132H180V133H178V134H173L174 136H173V139L172 140H170V142L171 143H169V146L167 147L166 146V149H163V148H160L159 146H158V144L160 143V141H161V132H163L164 131V133H166L165 131L167 130H163V126H162V123L161 122H159L158 120H157V118L156 117H148V118H145V121H143V125L141 126V125H137V129H138V134H136V136L139 138V140L141 141V143L142 144H145L146 146L148 145V148L150 147V146H155L156 148H155V153H156V163H155V165H156V167L154 168L155 170L154 171H156L155 173L156 174H153L154 175V177L152 176V174H151V177H153V178H151V179H154V180H156L155 181V186H157V185H160V186H162V183H164V185L162 186L163 188H164V197L162 198V193L161 194H159V195H162L161 196V198L162 199H164V200H160V197H158L159 199H156L155 200V207L154 208H157V207H159L160 206V204H161V209H162V211H161V213L163 212V216L161 217V220H159V222L158 223H160V227L158 226V227H156V226H153V225H151V223L149 222V225H151V226H153V227H151V228H149V229H143V228H141V217H143V216H145L144 214H141V212H143L142 210L143 209H145L144 207L146 206V204L149 202H147L146 203V201H140V199L139 198H136V199H133L134 197L133 196H130V197H132V198H130L129 197V195L127 194V190H125L126 188H124V187H121V186H123V179L121 180L122 182H121V184L119 183V181L120 180H118L117 178H118V175L119 176H121L122 174H124V173H122V172H120V173H122V174H117V172L115 173V175H114V170L112 171V169H118V168H116V167H114L113 165L114 164H116V162H109V163H107V165L105 164V167L107 166V168L109 167V169L111 170V173H109L110 172V170L109 169H107V171H109V172H104V171H102V169H103V165H102V163L103 162H105V161H101V160H99V155L101 156V157H104L105 159L107 158V157H105V156H108L107 154L105 155V153H108L109 152V150L110 151H113V147H115V148H117L118 146L119 147H121V154L122 155H127L126 157H129V160H131V159H134L135 157L137 158V151L135 152L134 151V149L132 148V146H130L129 144V146H127V144H124V143H127V141L125 140V142L123 143V142H120L121 140H112V141H106L105 140V136H104V134L101 132V129H99V127H96V128H93V127H91L90 125H89V123L91 122V115L90 114H85V115H81V116H79V118H77V117H75V119H76V121L77 122H79V121H83L82 123L81 122H79V123H75V121H73L74 122V124H77V126H78V124L80 125V123L81 124H83L84 126H83V130H82V128H81V126H79L81 129L79 130V127H77V126H75V128H76V130L74 129V124H73V122L71 123L69 120L70 119H72V118H70V116H71V114H69L68 115V113H69V111H67L69 108L68 107H66V108H68V109H66V111H67V113H65L64 111H63V107L60 105L62 102H57L58 100L57 99H59V98H61L62 97V95H63V93H60L61 95H59V98L55 95V94H53V97H55L56 96V98H52V96L50 97L49 95H50V93H51V90H52V86H47V85H41ZM160 85H157L156 87H148V89H149V92L150 93H152V92H154L155 93V97H156V95L159 97H162V93H163V99H165L166 101V103L165 102H163V104H161V105H163V109L162 110H164V107H170V106H168V103L170 102L171 104H175V99L176 98H173V97H175V95L173 94V92L172 91H170V93L172 92V94L170 95L169 94V90L171 89H169V90H167V92H165V89H164V91H163V88H165V87H163L162 89H160L161 88V86L159 87ZM175 86V85H174ZM72 87V86H65L64 88V90L67 92V90H68V92L69 91H71L70 90V88ZM177 87V86H176ZM181 88H183V87H185V86H180ZM188 87V86H187ZM190 87V86H189ZM189 87H188V89H189ZM78 88H79V90H78ZM54 89V88H53ZM73 89V88H72ZM166 89H167V87H166ZM196 89V88H195ZM230 88H229V86L227 85V82H226V86L224 87V86H218V89H217V93H218V96H219V104H222V106H223V115L221 116V118H222V120H221V124H222V126H223V128H225V132L227 133V137L225 138V140H223V143H226V144H228L229 143V146L227 147V151H228V153H227V156L225 157V158H223V159H221V158H219V157H211V156H207V158H208V161H211V163H212V165L214 166V172H215V174H216V176H215V178L213 179V180H211L212 182H214V183H216L217 185V192H219V193H223V191H227L228 193H229V195L227 196V198H225V196H222V198H224V204H223V206H224V209H222L221 210V215L223 216V217H228V218H225L224 220H223V222H222V226H221V231H222V233H224V237L222 238V237H218L220 240H221V242H220V244L222 243V245H226V247H227V249H226V251H228V249H230V248H228V247H237L238 248V251H240V253H241V257L242 256H244V258H242V261H244L245 262V259H246V263H252V264H264V197H262V195H260V196H258L256 193H258V192H260V191H262L263 190V188H264V166H261L260 164L262 163V162H264V152H262V150H261V154L259 155L258 154V151L257 150H255L254 148L256 147V146H258L259 144H257L259 141L257 140L256 142H255V140H256V138H258V139H262L263 140V138H264V136H262V138H260L261 136H258L259 134L257 133V132H253V130H256V129H258L259 128V130H261V133L264 135V124H262L261 123V125L259 126V127H255L254 126V122L256 121L255 119H254V117H255V115L254 114H252V112L250 111V112H248V114H247V112L245 113V116L246 115H249L248 117H244L243 116V112H244V108L245 107H247L248 106V103H245L244 104V106H243V109H234L232 106H230V104H229V96H230V93H229V90ZM163 92H162V91ZM178 90H173L174 91V93L176 92V91H178ZM184 90V89H183ZM193 90V89H192ZM238 90H239V88L238 87H236L235 88V90H234V92L235 93H238ZM13 90H12V87L11 86H9V87H6V91L5 92H3L2 91V93L0 94V99H1V101L0 102H4V104H5V102H7V98L9 99V95L7 96L6 95V92H10V93H12L13 94V92H12ZM53 91V90H52ZM189 91V90H188ZM1 92V91H0ZM72 92V91H71ZM162 92V93H161ZM53 93V92H52ZM70 93V92H69ZM69 93H68V95H69ZM72 93V94H73ZM165 93H168L167 95H165ZM71 94V93H70ZM72 94H71V96H72ZM177 94V93H176ZM195 94V93H194ZM17 94L15 93L12 97H13V99L15 98V96H16ZM65 95V94H64ZM63 95V97L65 98L66 96L67 97H69L67 94L64 96ZM174 95V96H173ZM193 95V94H192ZM203 95V94H202ZM61 96V97H60ZM10 97H11V94H10ZM63 97L61 98V99H63ZM66 97V98H67ZM73 97H71V100H69V102L71 101L72 102V98ZM158 97H156V101H158L159 99H158ZM192 97V96H191ZM264 97V96H263ZM74 98V99H75ZM236 98H237V94H234L233 95V97H232V99L233 100H236ZM12 99V100H13ZM53 99V100H52ZM128 101H127V103H129L128 105L129 106H132V105H134V103H133V101H131V95L128 97ZM160 99H162V98H160ZM66 100V99H65ZM76 100V99H75ZM75 100H74V102H75ZM78 100V99H77ZM18 101V100H17ZM52 101H53V103H54V101L56 102V104L55 105H52ZM60 101V100H59ZM160 101V100H159ZM9 102H11V99H10V101H8L7 103H9ZM66 102H67V100H66ZM68 102V103H69ZM70 102V103H71ZM78 102H79V100H78ZM205 101H203V103H204ZM69 103V104H70ZM157 103V102H156ZM197 103V102H196ZM3 103H1V105H2ZM11 104V103H10ZM72 104H74V103H72ZM78 105V103H77V101H76V103L74 104V105ZM167 104V105H166ZM14 105H16V104H14ZM14 105H13V108H14ZM71 105V104H70ZM76 105V106H77ZM126 105V104H125ZM192 105V106H191ZM6 105H4L3 107H5ZM69 106V105H68ZM79 106V105H78ZM77 106V107H78ZM194 106V107H195ZM16 107V106H15ZM70 108H71V106H69ZM85 107H88L87 105L85 106ZM157 107H159V106H157ZM203 107V108H202ZM159 108H162L161 106L159 107ZM168 108H165V110L167 109L168 110ZM156 108L152 105V108H151V112H152V114L154 113V112H156V110H155ZM170 109H171V107H170ZM249 109H251V107L249 108ZM258 109H261V106L258 108ZM89 110V108H87V110L86 111H88ZM160 110V109H159ZM4 111V110H3ZM6 111V110H5ZM170 111V112H171ZM204 111V110H203ZM254 111V110H253ZM70 112H72V111H70ZM169 112V114H172V113H170ZM2 113V112H1ZM77 113V112H76ZM254 113V112H253ZM175 114V113H174ZM203 114V115H202ZM9 115V114H8ZM201 115H202V117H201ZM260 115L263 117L264 115L262 114V113H260ZM1 116V115H0ZM76 116H78V115H76ZM203 116H204V118H203ZM1 118H2V120H4V119H7V120H5L4 122H9V118H5V116L3 117V116H1ZM0 118V119H1ZM4 118V119H3ZM70 118V119H69ZM211 118V117H210ZM245 118H247L248 120H249V123H252L251 125L252 126H254V128H253V130H248L247 129V123H246V121H247V119H245ZM74 119V120H75ZM78 119V120H77ZM80 119V120H79ZM103 119V118H102ZM205 119H207V118H205ZM104 121H105V123H106V119H103ZM210 120V119H209ZM246 120V121H245ZM255 120V121H254ZM184 121V120H183ZM238 121V123H239V126L237 127V128H240V129H236V127L234 126L235 125V123ZM103 122V121H102ZM166 123V127L168 128V131H169V129H170V125L168 124V122H165ZM189 123V122H188ZM193 123V124H192ZM9 124V123H8ZM100 124V123H99ZM107 124V123H106ZM5 125H6V123H5ZM71 125H73V127L71 126ZM105 124H103V126H104ZM107 125H109V124H107ZM8 126V125H7ZM101 126H102V123H101ZM105 127V126H104ZM107 127V126H106ZM105 127V128H106ZM132 127V126H131ZM6 130H4V131H2L1 129H3V128H1L0 129V131H2L3 133V143H4V148H5V153L3 154V157H5L6 158V160H8L9 159V157L10 156H13V155H16L17 154V152L19 151L18 149V144H19V142H18V140L16 139H14V137H15V135H14V133H15V131H13V130H10V129H8V128H6V126L4 127ZM131 129V128H130ZM194 129V131L193 132H191L192 130ZM39 129H37V131H38ZM42 130V129H41ZM135 130V129H134ZM235 130H237L236 132H238V131H240L241 130V132H239V133H242V131H245V132H247L248 131V133H246V136H247V138H248V136H250L251 137V139H255L254 140V142L257 144V145H254L255 143H251V144H248V143H246V144H244V146L245 145H247L248 144V147H246V148H243V147H241L242 145H237V144H232V143H234L235 141H231L230 140V138L231 137H229L230 135H229V133H231V132H233V131H235ZM40 131V130H39ZM75 131H80L77 135L74 133ZM131 132L133 131L132 129L130 130ZM137 131V130H136ZM26 133V132H25ZM137 133V132H136ZM125 134V133H124ZM234 134V133H233ZM245 134V133H244ZM258 134V135H257ZM27 135V134H26ZM128 135V134H127ZM126 135V136H127ZM23 136V135H22ZM133 136H134V133H133ZM245 136V137H246ZM1 138V137H0ZM16 138V137H15ZM27 138H29V137H27ZM129 138H130V136H129ZM172 138V137H171ZM99 140L98 142L100 143V145H97V141L96 140ZM235 140H238V139H235ZM19 141H20V139H19ZM21 141L22 142H20L23 146H26L27 145V143L25 142V139H21ZM131 141V140H130ZM129 141V143H131ZM133 141V140H132ZM189 141L191 142L190 144H189ZM253 141V140H252ZM68 142H70V143H68ZM117 142H118V144H117ZM228 142V143H227ZM259 143H261V142H259ZM69 144V145H68ZM132 144H134V146L133 147H135L136 145V143H132ZM162 144V143H161ZM230 144H232V145H230ZM255 146H253V145ZM1 145V144H0ZM67 145V146H66ZM249 145H251L250 147V149H249ZM69 146V147H68ZM162 146V145H161ZM2 147V146H1ZM139 147V146H138ZM137 147V148H138ZM165 147V146H164ZM253 147V148H252ZM111 148H112V150H111ZM136 148V147H135ZM136 148V149H137ZM248 148V149H247ZM163 149V150H162ZM187 149V150H186ZM245 149H247V150H245ZM69 150V151H68ZM72 150V153H70V151ZM138 151L140 150L139 148L137 149ZM243 150H245V151H247L248 153L246 154L245 153V155H244V153H243ZM35 151V152H34ZM68 151V153L70 154V156L68 157V156H66V157H63L62 156V154H63V152L65 153V152H67ZM140 151H142V150H140ZM139 151V154L138 155H140V152ZM151 151V150H150ZM171 151V150H170ZM173 151V150H172ZM175 151V150H174ZM31 152V151H30ZM29 152V153H30ZM142 152H144V151H142ZM38 153V152H37ZM154 153V154H155ZM181 153V152H180ZM187 153V152H186ZM243 153V154H242ZM142 154L144 155V153H141V156H142ZM151 153H149V155H150ZM189 154V155H190ZM239 154L241 155L242 154V156H239ZM30 155V154H29ZM28 155V156H29ZM31 155V156H32ZM37 155V154H36ZM188 155V156H189ZM190 155V156H191ZM244 155V156H243ZM28 156H27V158H28ZM38 156V155H37ZM62 156V157H61ZM111 156V155H110ZM139 157V156H138ZM144 157V156H143ZM165 157H168V156H165ZM27 158H26V160H27ZM140 158V157H139ZM191 158V157H190ZM191 158V159H192ZM29 160V159H28ZM27 160V162H29V164L32 166V164L30 163L31 161L29 160L28 161ZM128 160V159H127ZM169 160H173V159H169ZM34 161V160H33ZM75 161V162H74ZM91 162L89 165H87V163L88 162ZM110 161V160H109ZM106 162H108V160L106 159ZM143 162V161H142ZM140 163L137 167L138 168H136V169H140V167H141V169H142V171H144V170H146L148 167H146V165L144 164V162L143 163ZM163 162H165V164H162ZM167 162V163H166ZM66 164H68V165H66ZM70 164H72L71 166V169L73 170V169H79L78 171V173L76 174V172H75V175L74 174H71V175H67V174H65V171H67V173L69 174V172H68V169H67V166H68V168L70 167L69 165ZM76 165V166H74L75 168H73V165ZM109 164V165H108ZM131 164V163H130ZM120 165V164H119ZM129 165V164H128ZM132 166H133V168H134V164H131ZM131 165H129V168L127 169V170H132L133 168H132V166ZM34 166V165H33ZM113 166V168H111ZM191 166H194L193 164L191 165ZM190 166V167H191ZM36 167V166H35ZM32 169H33V167H32ZM67 169V170H66ZM141 169H140V171H141ZM151 169H153V168H151ZM151 169L149 168L148 170H150L151 171ZM188 169H189V173L190 174H193L194 172H195V170H193L194 168L193 167H191V168H189L188 167ZM92 170H97V172L95 173V175L97 176V175H99L98 177H96V179H97V181H95L96 179H94V178H92L91 176H90V180H92V182L90 181V183H87V184H91V187H90V185H86V184H83V183H85V182H87V177H84V175H85V173H91L92 172ZM117 171V170H116ZM123 171V170H122ZM150 171H149V173L148 174H150ZM153 171V172H154ZM163 171H165V172H163ZM170 171V172H169ZM71 172V171H70ZM124 172V171H123ZM146 172V171H145ZM163 172V173H162ZM254 173V175H253V173ZM33 173H35V172H33ZM32 173V174H33ZM113 173V174H112ZM140 173H142V172H140ZM144 173V172H143ZM146 173V174H147ZM179 173H180V171H179ZM182 173V172H181ZM246 173H248L249 174V176H250V179H249V182H247V183H242L241 182V179L244 177V175L246 174ZM250 173L252 174V175H250ZM117 174V175H116ZM136 174H138V173H135V175ZM186 174V173H185ZM73 175V176H72ZM114 175V176H113ZM130 175V172L128 171V174L126 173V175L125 176H129ZM134 174H132V176H130V177H128L127 179L129 180V178L132 180V182L133 183H137V181L140 179V177H139V179H138V177H137V175L135 176ZM33 176V175H32ZM139 176V175H138ZM146 176V175H145ZM188 176V175H187ZM206 176H208V174H206ZM122 177V176H121ZM148 177V176H147ZM174 177H175V175H174ZM178 177V176H177ZM196 177V176H195ZM194 177V178H195ZM142 178V180H145V177L143 178V177H141ZM193 177L192 178H190V180L192 179H194ZM34 179V178H33ZM117 179V180H116ZM121 179V178H120ZM150 179V177H148V180ZM176 179H178V181H179V179H180V184H179V182H176ZM189 179V178H188ZM42 179H40L39 181H41ZM94 180V181H93ZM116 180V181H115ZM197 180V179H196ZM117 181H118V184L115 186V184L117 183ZM125 181V180H124ZM150 182H151V180H149ZM34 182H36V181H34ZM88 182H89V180H88ZM114 182V183H113ZM126 182V181H125ZM152 182H153V180H152ZM158 182V183H157ZM39 183V182H38ZM43 183V182H42ZM83 184V187H82V184ZM127 183V182H126ZM178 183V184H177ZM194 183H195V181H194ZM213 183V184H214ZM129 184V183H128ZM127 184V185H128ZM131 184V183H130ZM141 184H142V181H141ZM148 184V183H147ZM145 185V186H148V185ZM149 184H151V183H149ZM36 185V184H35ZM138 185V184H137ZM143 185V184H142ZM10 186H12V185H10ZM16 186V185H15ZM54 186H57V187H54ZM129 186V185H128ZM132 186H134V187H136L135 185H132ZM149 186H153V185H149ZM13 187V186H12ZM161 187V188H162ZM198 187V186H197ZM16 188H17V186H16ZM16 188L14 189H10V190H6V189H8V188H5L4 189V191L3 190H1V188H0V193H2V192H4V193H2L1 195H4L7 191L8 192H10V191H12V190H14L13 192H15V190H16ZM147 189H148V187H146ZM152 188H154V187H152ZM200 188V187H199ZM158 189V188H157ZM198 189V188H197ZM18 190H17V192H18ZM160 190V189H159ZM207 191V190H206ZM7 192V193H8ZM13 192H11V194L9 193V195H12L13 196V199H11V198H5V199H7V200H14L15 198H18L17 196H19V195H17L18 193L17 192H15L14 194L16 195H14V194H12ZM136 192V191H135ZM157 192V191H156ZM158 192H160V191H158ZM185 192V191H184ZM6 193V194H7ZM17 193V194H16ZM26 193V194H25ZM125 194L124 196L123 195H121V194ZM133 193H134V191H133ZM130 194V195H134L135 196V193L134 194ZM199 193V192H198ZM201 193V192H200ZM5 194V195H6ZM20 194V195H21ZM37 194H39V193H37ZM67 195V197H66V195ZM68 194H69V196H68ZM118 195V196H115V195ZM155 194V193H154ZM157 194V193H156ZM184 194V193H183ZM191 194V193H190ZM202 194V193H201ZM200 194V195H201ZM256 194V195H255ZM0 195V196H1ZM4 195V196H5ZM8 195V194H7ZM6 195V196H7ZM24 195H23V197H24ZM27 195V197H29ZM120 195V196H119ZM139 195V194H138ZM206 195H207V193H206ZM243 195H245V196H243ZM264 195V194H263ZM34 196H31V197H29L28 199H27V197H25L26 199H27V201L30 199V198H34ZM184 196V195H183ZM182 196V197H183ZM7 197H9V196H7ZM11 197V196H10ZM15 197V198H14ZM21 197H22V195H21ZM115 197H119L118 198V200L116 201V203L115 204H113V205H109V203L110 202H112V200H115L114 198ZM182 197L180 198V199H182ZM188 197V196H187ZM190 197V196H189ZM202 198L201 199H203V194H202V196H201ZM1 198L2 197H0V200H1ZM25 198H23L22 200H21V198H19L20 200H18V199H16V200H14V203H13V201H12V205H16L17 206V202H19V201H22V203L21 202H19L18 204H23L24 202H25V204L27 203L26 202V199ZM37 198V197H36ZM141 198V197H140ZM204 198H206V196L204 197ZM141 199H143V198H141ZM3 200V199H2ZM10 200H9V202H10ZM25 200V201H24ZM58 200V199H57ZM146 200V199H145ZM171 200H173V203H172V201ZM4 201V200H3ZM16 201V202H15ZM24 201V202H23ZM30 201H31V199L28 201L29 203H30ZM36 201V200H35ZM161 201H163V204H165V205H163L162 206V203H161ZM177 201V200H176ZM183 201H184V199H183ZM32 202V201H31ZM38 202V201H37ZM54 202V201H53ZM58 202V201H57ZM56 202V203H57ZM151 202V201H150ZM152 202H154V201H152ZM165 202V203H164ZM190 202V201H189ZM204 202V201H203ZM207 203H208V200L206 201ZM1 203H5V202H1ZM7 203V202H6ZM5 203V204H6ZM28 203V204H29ZM39 203V202H38ZM145 203V204H144ZM182 203V202H181ZM202 203V202H201ZM207 203H204V205L202 206V204L201 205H199V203H198V207L200 208H197V212L200 214V219H199V221H200V223H199V227H200V225H201V227H202V231L200 230V247H199V249H198V251H200V256H204V258L203 257H201L200 259H197V258H195L196 259V261H197V263L196 264H223L224 262L225 263H228L229 264V262L227 261V260H229V257L226 255V257H224L223 255L221 256V257H219V256H216V257H218V258H216V257H214L213 256V258L210 256V260L207 258V256H208V253L211 251V250H209V249H207V246L209 245L210 246V249H212L211 248V246L214 244V242H213V244L212 245H210V244H208L207 245V243H212V241H214V240H212L213 238L210 236V232L211 231H214V232H216V229H213L212 228V226H211V223L214 221H216L217 219H218V215H217V219L216 218H210L211 217V214L213 213H208L207 214V216H206V218H201L203 215H205L204 213V210H205V208H207ZM10 204H11V202H10ZM37 203H35L34 204V202H33V204H32V206H30V207H32V209H37V210H40V209H42V208H39L40 206H42V205H40V204H38L39 205V207L36 205ZM144 204V205H143ZM8 205H9V203H8ZM27 205V204H26ZM30 205V204H29ZM29 205H28V207H26V208H30L29 207ZM36 207H35V206ZM210 205V204H209ZM1 206V205H0ZM7 206V205H6ZM15 206V207H16ZM183 206V205H182ZM191 206V205H190ZM200 206H202V207H200ZM14 207V208H15ZM18 207V206H17ZM15 208L17 211H19V207L18 208ZM23 207H24V205H23ZM35 207V208H34ZM42 207H46V206H42ZM112 207H115L114 208V210L112 209V210H110V208H112ZM178 207V208H177ZM9 208V207H8ZM13 207H12V210L14 209ZM20 208H21V206H20ZM154 208H151V210H150V212L151 211H153V210H155ZM181 208V207H180ZM185 208V207H184ZM183 208V209H184ZM195 208V209H196ZM5 209H7V208H5ZM3 210L4 212H2V211H0V216L2 215L1 213H4V215H7L6 216V218H5V216H1L0 218L2 219V223H3V221H5V222H7L8 223V225L10 224L11 225V223L13 222V224H14V221L16 222L17 221V223H18V221H19V219L17 218L18 216V212L16 213L17 215V217L15 218V214L14 213H12V214H8V212H7V214H6V210ZM11 209V208H10ZM15 209H14V211H15ZM24 208H22V210H23ZM31 209V208H30ZM46 209V211L48 210L49 211V209L46 207L45 208ZM45 209L43 208V210H44V212L46 213V211H45ZM50 209V210H51ZM101 209H100V211L99 212H101ZM21 210V209H20ZM60 210H58V212L57 213H59V214H57L58 216L56 217V218H60V219H63V218H61V215H62V212L60 211ZM68 210V211H69ZM185 210H188V209H185ZM210 210H212V209H210ZM27 211V210H26ZM30 211H33V210H30ZM30 211H28V213L26 212V214H25V212L24 211H22V212H24V214L22 215V213H19V216H23V218H25L26 216H24V215H29V217L31 216V212ZM47 211V213H50V212H48ZM97 211H95L96 213H97ZM141 211V212H140ZM178 211V210H177ZM35 212V211H34ZM37 212V211H36ZM39 212H41V211H39ZM43 212V211H42ZM43 212V214L41 215V216H38V215H36V219H35V224H38L39 226L38 227H35L34 228V225H31V223L33 222V220H30L29 222L27 221V219H25V221L24 222H27L26 224H25V226L24 225H22V226H20L21 224H17V223H15L16 225H14V226H17L16 227V229L18 230L19 228L20 229H24V227H25V230H23L22 231V233H21V231H20V233L21 234H18V232L19 231H17V232H15V233H13L12 231H13V229H12V231L11 230H9V231H7L8 230V228H10L11 226H13V224L10 226V227H8V225H7V227L6 226H4L5 225V222L3 223L4 225H2L1 224V222H0V239H2L4 242H6L7 244V246L8 245H10L11 246V244H8L9 242L10 243H12V245L14 246V243L15 242H17V243H19L20 242V244H21V249H20V251L21 252H18L19 253V255H18V257H19V259L20 260H22L23 262H28V263H31V264H33L34 263V261L36 260V259H34V256L31 254V250H30V245H32L31 247H33V244H32V242H33V236H32V232L33 231H35V233L34 234H36V231L37 230H34V229H41L42 230V227L44 228H48V227H50V223L47 221V219L45 218V219H42L45 215H47V213L45 214ZM60 212H61V214H60ZM154 212V211H153ZM191 212V211H190ZM103 212H102V214H104ZM155 213H156V211H155ZM51 214L52 213H50L49 215H47L48 217L50 216V217H52V220L53 219H56V218H53V216H51ZM159 214V213H158ZM175 214H176V212H175ZM199 214H197V215H199ZM237 214H238V216H237ZM32 215H33V213H32ZM53 215V214H52ZM60 215V216H59ZM66 215H67V217H66V220L68 221V219H69V215H68V213H66ZM179 215V214H178ZM190 215V214H189ZM215 215H216V212H215V214H214V216H212V217H215ZM245 215V216H244ZM95 216V218H96V215H94ZM109 216V217H110ZM157 216V215H156ZM29 217H27V218H29ZM46 217V216H45ZM62 217H63V215H62ZM98 217V216H97ZM154 217V216H153ZM187 217V216H186ZM220 217V216H219ZM245 217V218H244ZM22 218V219H23ZM35 217H33V219H34ZM92 218H94V217H92ZM241 218L244 220V221H246L245 223H248L247 221H248V219L247 218H256V220H254V219H252L251 220V223H250V226L248 227V231H249V236L248 237H244L243 236V234L241 233L240 235L241 236H243V238L241 239L239 236L238 237H236L235 239H234V237L235 236H237V235H233V232H230V233H228V232H226V228L227 227H233V224H235L236 223V225H237V222L239 221V219L241 220ZM18 219V220H17ZM43 220V222H45V223H43L44 225H42L41 226V224H40V220ZM48 219H50V218H48ZM97 219V218H96ZM105 219H107V220H109V218H105ZM104 219V220H105ZM120 219V220H119ZM141 219V220H140ZM220 219V218H219ZM222 219V218H221ZM78 220H79V218H78ZM145 220V219H144ZM174 220H175V222L177 223H174ZM55 221V220H54ZM81 221V220H80ZM96 221V222H95ZM20 223H22V220H20L19 221ZM23 222V223H24ZM42 222V221H41ZM144 222H148L147 220L146 221H144ZM154 222H157L156 220L154 221ZM22 223V224H23ZM53 223V222H52ZM57 223V222H56ZM103 223H105L104 221H103ZM143 223V222H142ZM189 223H190V220H189ZM239 223V222H238ZM57 224H60V223H57ZM56 224V225H57ZM144 224V223H143ZM145 224H148V223H145ZM187 224V223H186ZM30 225V226H29ZM52 225V224H51ZM61 225H59L60 227H61ZM155 225V224H154ZM249 225V224H248ZM13 226V227H14ZM37 226V225H36ZM58 226V227H59ZM102 226V227H101ZM146 226H148V225H146ZM5 227V228H4ZM145 227V226H144ZM150 227V226H149ZM220 227V226H219ZM15 228V227H14ZM239 228V227H238ZM241 228V227H240ZM246 228V227H245ZM175 229H176V236L174 237V240H173V243L171 242V237L170 236H172V235H170V233L173 231V232H175ZM218 229V228H217ZM247 229V228H246ZM219 230V231H220ZM240 230V229H239ZM239 230H237V231H239ZM9 232V233H7L6 234V232ZM40 231V230H39ZM56 231V230H55ZM58 231V230H57ZM61 231H64L62 228H61ZM168 231H171L170 233L168 232ZM184 231V230H183ZM218 231V232H219ZM231 231V230H230ZM53 231H51L50 233H52ZM64 232V233H65ZM243 232V231H242ZM63 233V234H64ZM167 233H169L168 235H170L169 237H168V235H167ZM199 233V232H198ZM54 234L56 235V233L54 232ZM53 234V238H55V237H58L57 235L55 236ZM58 234V233H57ZM60 234V233H59ZM62 234V233H61ZM171 234H173V233H171ZM218 234V233H217ZM235 234V233H234ZM236 234H238L239 235V233H236ZM66 235V233L63 235V236H65ZM106 235V236H107ZM88 236V238H85V237H87ZM99 236H100V238H99ZM103 236H105V235H103ZM107 236V237H108ZM60 237V236H59ZM90 237V238H89ZM180 237H182V238H180ZM50 238H51V236H50ZM171 239V240H166V239ZM173 238V237H172ZM197 238V237H196ZM238 238H240L241 240H239ZM40 239V240H39ZM57 239V240H56ZM56 239H54L55 241H57L58 242V239L59 238H56ZM84 239V240H83ZM85 239H90L91 240V243H85ZM105 239V238H104ZM112 239H114V238H112ZM237 239V240H236ZM2 240H0V241H2ZM36 240H38L37 242H41V245H42V243H44L43 242V240L44 241H46V245L45 244H43V245H45L46 247H50V246H48L47 245V242H50L51 243V245H55V244H58V243H54V244H52V240L53 239H51V241L49 240H47V238H46V240L45 239H41L40 237L38 238V236H37V238H36ZM42 240V241H41ZM60 242H62L63 240H66V239H61V237H60ZM114 240H119V241H121L120 243H122V240L121 239H114ZM194 240V239H193ZM236 240V241H235ZM2 241V242H3ZM13 241H15V242H13ZM54 241V242H55ZM67 241V240H66ZM81 241V242H80ZM106 241V240H105ZM218 241V240H217ZM217 241H216V243H215V245L216 244H218L217 243ZM1 242V243H2ZM36 242V243H37ZM59 242V243H60ZM69 242V243H70ZM90 242V241H89ZM64 242H62V244H63ZM76 243H78L79 245H77ZM82 245H81V244ZM197 243V242H196ZM242 245H241V244ZM61 244V243H60ZM76 244V245H75ZM123 244V243H122ZM182 244H183V242H182ZM198 244V243H197ZM196 244V245H197ZM233 244H235V245H233ZM259 244H261V245H259ZM1 245V244H0ZM4 246H5V244H3ZM3 245H2V247H3ZM37 245V244H36ZM40 245V246H41ZM42 245V247H45V246H43ZM75 245V246H74ZM81 245V246H80ZM199 245V244H198ZM15 246H16V243H15ZM38 246H39V244H38ZM37 246V247H38ZM39 246V247H40ZM57 247H58V245H56ZM59 246H61V245H59ZM67 246V244L64 246L63 245V248L64 247H66ZM209 246H208V248H209ZM214 246V245H213ZM1 247V246H0ZM6 247V246H5ZM84 247V248H83ZM92 247V246H91ZM187 247V246H186ZM216 247V246H215ZM225 247V248H226ZM16 248H17V246H16ZM34 248H36L35 246H34ZM33 248V249H34ZM67 248V249H68ZM196 248V247H195ZM252 248V249H251ZM11 249V248H10ZM41 249V248H40ZM49 248H47L46 250L48 251V253L50 254V252L52 251V250H50V252H49V250H48ZM51 249H52V247H51ZM60 249V248H59ZM61 249H62V247H61ZM65 249V248H64ZM65 250V253L67 254V252L66 251H68V250ZM88 249V250H87ZM180 248H178V250H179ZM234 249V248H233ZM7 250V249H6ZM14 250V251H13ZM43 250V249H42ZM45 250V249H44ZM45 250V251H46ZM207 250H208V252H207ZM213 250H214V247H213ZM213 250L211 251V252H213ZM10 251V250H9ZM13 251V252H12ZM12 251H10V252H8V254H7V256H5V259L3 260H1L0 261V264H15L16 263V259H18V257L16 256V254H13V253H16L17 252V250H15V249H12ZM16 251V252H15ZM34 251H35V249H34ZM45 251H43V252H45ZM181 251V250H180ZM217 251V250H216ZM225 251V250H224ZM225 251V252H226ZM233 251H235V250H233ZM42 252V254H43V256L41 255V258L42 257H45L47 254V252H45V256H44V253ZM62 252V251H61ZM178 252V251H177ZM229 253H230V251H228ZM38 253V252H37ZM71 253V252H70ZM182 253V252H181ZM187 253V252H186ZM196 253V252H195ZM240 253L238 254L239 255V259L241 260V257H240ZM55 255L56 257H59V256H61L58 252H53L51 255ZM58 254H59V256H58ZM72 254V253H71ZM188 254H189V252H188ZM187 254V255H188ZM192 254V253H191ZM235 254L237 255V252L235 251ZM137 255H139V256H141V258L143 257V259H140V261H132L131 259L132 258H135ZM194 255V254H193ZM212 255V254H211ZM234 255V254H233ZM249 255V256H248ZM37 256H39L40 257V255H37ZM63 256H65V255H63ZM176 258H175V257ZM198 256H199V254H198ZM38 257V258H39ZM52 257V256H51ZM51 257H49V258H51ZM56 257H52L53 259H57ZM66 257V256H65ZM179 257H181V259L179 258ZM196 257V256H195ZM246 257V258H245ZM46 258V257H45ZM44 258V260H46ZM199 258V257H198ZM211 258H212V260H211ZM236 257H234V259H235ZM129 259L131 260V261H129ZM224 259L226 260V261H224ZM234 259H232V260H234ZM48 261H49V259H47ZM58 261H54L53 262V260H52V262H50V264H62V262H63V259L61 260L60 259V257H59V259H57ZM156 260H158V262H155ZM209 260V261H208ZM231 260V261H232ZM19 261V260H18ZM21 261V262H22ZM36 262V261H35ZM38 262V261H37ZM59 262V263H58ZM61 262V263H60ZM66 262V261H65ZM177 262H178V260H177ZM180 262V263H181ZM238 262V261H237ZM237 262H235V264L237 263ZM243 262V263H244ZM45 264L47 263V262H44ZM20 264V263H19ZM26 264V263H25ZM41 264H43V262H41ZM177 264V263H176ZM182 264V263H181ZM232 264H233V262H232ZM240 264H242V262L240 263Z\"/></svg>",
  "mask_w": 264,
  "mask_h": 264
}]
</instances>
